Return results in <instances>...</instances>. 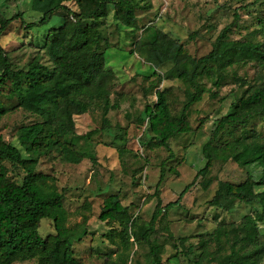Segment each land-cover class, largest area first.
<instances>
[{
  "label": "rangeland",
  "instance_id": "374dc122",
  "mask_svg": "<svg viewBox=\"0 0 264 264\" xmlns=\"http://www.w3.org/2000/svg\"><path fill=\"white\" fill-rule=\"evenodd\" d=\"M262 2L147 0L142 9L136 10V14L140 25H153L161 29L179 40L192 56L198 58L211 51L213 41L234 21V13H237L238 21L232 28L230 39L252 38L264 42V31L256 33L259 19H264ZM46 7L47 0H0V10L6 17L21 13L26 24L38 22L42 15L40 12ZM60 26L62 18L59 16L53 17L47 25L33 29L24 28L19 19L14 21L0 37V44L7 52L13 69L27 72L33 83L49 77L51 58L57 54V45L62 37ZM101 33L104 40L100 44V51L104 52L106 67L116 76L109 100L117 108L110 109L105 115L110 127L100 131L103 115L98 107L75 117L77 135L96 131L89 146L80 143L87 150L85 159L79 164H69L55 154H49L39 158L35 171L47 177V186L63 192L68 214L67 226L86 220L87 235L82 243L73 246L75 258L81 264H104L108 258L115 260L124 251L119 227L98 219L103 200L118 195L121 204L128 208L135 220L127 251H124L128 256L127 264H154L148 256L149 245L141 237L148 228L158 200L163 208L177 201L181 192L189 186L177 207L162 211L166 216L155 223L149 240L160 245L158 257L162 264H217L210 261L217 253L216 232L219 229L231 230L246 215L260 211V208L258 204L249 207L237 202L232 211L223 212L210 207L208 202L218 182L241 183L249 174L257 178L259 170L238 167L226 158L219 144L207 150L212 158V167L207 176L211 180L208 190L202 188L203 179L196 176L206 164L203 149L217 120L230 113L232 103L244 90L236 84V78L252 82L259 68L254 64L226 68L221 85L217 88L212 87L210 81L202 80L201 84L207 91L189 111L192 130L170 140L173 158L168 159L167 150L148 146L151 135L147 123H141L139 116L146 105L156 101L157 89L166 90L172 113H178L185 99H190L192 87L179 81L168 64L158 71L159 75H154L155 69L131 53L134 49L133 36L118 26L112 11L103 21ZM46 36L52 40L48 45ZM218 52L221 53L219 64L222 66L230 58L228 45L219 44ZM34 59L38 65H30ZM41 89L49 102L46 115L49 120L56 108L54 95L46 83L41 85ZM39 121V117L17 110L0 118V134L5 141L20 148L17 140L19 129ZM246 130L264 134V119L253 121ZM246 130H229L222 140L230 141L233 136ZM3 165L8 168L12 180L21 181V171L15 170L7 162ZM262 190L257 189L258 192ZM258 228L260 234H264V222L258 223ZM38 232L42 238L53 235L52 222L42 219ZM205 251L207 257H203ZM13 264L40 263L31 259ZM260 264H264V259Z\"/></svg>",
  "mask_w": 264,
  "mask_h": 264
},
{
  "label": "trees",
  "instance_id": "16d2710c",
  "mask_svg": "<svg viewBox=\"0 0 264 264\" xmlns=\"http://www.w3.org/2000/svg\"><path fill=\"white\" fill-rule=\"evenodd\" d=\"M145 2L147 0H47V7L40 12L39 21L28 24L21 13L8 18L0 10V37L18 19L24 28L33 29L47 25L55 16L62 18V26L59 27L62 37L57 45V54L51 58V75L39 83H33L27 72L13 69L7 52L0 44V118L23 110L41 119L19 129L17 140L20 148L5 141L0 134V264L31 259H36L40 264H81L74 256L73 246L84 241L87 235L86 220L67 226L68 214L63 192L47 186V177L35 171L39 158L49 154H55L69 164H79L85 159L87 150L80 143L89 146L96 131L77 135L75 117L98 107L103 115L100 131L110 127L105 115L110 109L117 108L109 100L116 76L106 67L100 44L104 40L101 26L111 11L118 26L133 36L134 49L131 53L155 69L154 75H159L158 71L168 64L175 71L176 78L193 89L190 99H185L178 113H172L166 90L159 89L155 92L156 101L146 105L140 113L139 121L147 123L151 135L148 146L167 150L168 159L173 158L170 140L192 130L189 111L207 91L201 81L206 79L212 87L217 88L221 85L226 68L247 64L259 68L252 82L236 78V84L244 90L232 103L230 113L217 120L204 145L206 164L196 177L203 179L202 188L208 190L211 180L207 176L212 167V158L207 150L219 144L226 158L238 167L259 170L257 178L249 174L241 183H217L208 202L210 207L230 212L238 202L249 207L258 204L260 211L246 215L231 230L219 229L214 236L217 253L210 261L217 264H260L263 261L264 234H260L258 223L264 222V134L247 131L246 127L257 119H264V42L252 38L230 39L232 28L238 21L237 13H234V21L213 41L211 51L196 58L179 40L161 29L153 25H140L136 10L142 9ZM262 3L264 5V0ZM258 25L256 33L263 32L264 19H259ZM46 42L47 45L52 42L50 36H46ZM221 43L228 45L230 54L222 66L219 64L221 53L218 52ZM33 63L38 65L36 59L30 65ZM45 83L49 85L56 105L49 120L46 119L49 102L41 89ZM232 129L246 131L233 136L230 141H223L222 137ZM4 162L23 173L20 182L9 177ZM162 176L163 169L160 173ZM259 188L263 190L258 192ZM188 189L189 186L181 192L177 201L163 208L158 200L148 228L141 237L149 245L148 256L154 264H162L158 257L160 245L150 242L149 234L153 232L155 223L166 216L162 211L177 207ZM42 219L52 222L53 235L45 238L39 235ZM98 219L119 227V237L124 251H127L135 220L128 208L121 204L118 195L103 200ZM124 251L115 260L108 258L104 264H127L128 256ZM203 255L200 257H207V252Z\"/></svg>",
  "mask_w": 264,
  "mask_h": 264
}]
</instances>
